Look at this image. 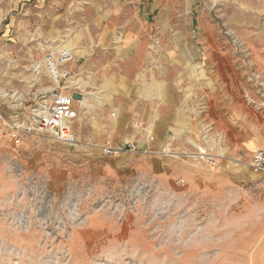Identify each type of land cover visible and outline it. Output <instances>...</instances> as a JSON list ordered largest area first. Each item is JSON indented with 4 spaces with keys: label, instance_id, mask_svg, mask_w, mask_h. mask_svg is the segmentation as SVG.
<instances>
[{
    "label": "rangeland",
    "instance_id": "374dc122",
    "mask_svg": "<svg viewBox=\"0 0 264 264\" xmlns=\"http://www.w3.org/2000/svg\"><path fill=\"white\" fill-rule=\"evenodd\" d=\"M61 45L78 141L16 142L56 86L33 64ZM163 77L186 115L148 121L129 107L135 83L158 104ZM0 88V264H264L247 147L264 143V0H0ZM107 138L137 148L106 154Z\"/></svg>",
    "mask_w": 264,
    "mask_h": 264
},
{
    "label": "built area",
    "instance_id": "2783aa9c",
    "mask_svg": "<svg viewBox=\"0 0 264 264\" xmlns=\"http://www.w3.org/2000/svg\"><path fill=\"white\" fill-rule=\"evenodd\" d=\"M74 61L75 51L67 45L47 48L42 58L35 60L33 71L38 75L42 73L49 75L56 86L48 96L36 98L23 121L12 128L11 136L16 142L21 141L22 134L46 135L67 144H75L78 141L74 124L79 116L76 105L79 94L65 90L71 86L69 78ZM2 96L3 91L0 88V99ZM134 126H140V122H134ZM101 148L106 154H115L124 149L135 151L137 147L133 142H126L121 146L107 138ZM249 165L255 174L264 178V144L255 150Z\"/></svg>",
    "mask_w": 264,
    "mask_h": 264
},
{
    "label": "crops",
    "instance_id": "0c3cea01",
    "mask_svg": "<svg viewBox=\"0 0 264 264\" xmlns=\"http://www.w3.org/2000/svg\"><path fill=\"white\" fill-rule=\"evenodd\" d=\"M161 81L166 83L167 88H166V91L164 93L166 99L165 100L162 99V102H158L159 105L156 104L154 102V100L152 99L155 97V95L153 94V93H155V92H153L154 90L152 88L148 89L145 87L146 85H148V84L152 85L153 83L151 84L150 82H146V81L145 82L138 81L135 83L137 87L135 88V92H134L135 95L137 96V98L134 100H131V104H129V107H131L132 111L133 110L141 111L143 113V117L146 118L148 121L152 118L155 110H157V109H161V110L167 109V110H172V112L178 111L179 115L181 114L182 116H185L186 112L181 111V107L183 105H181V101H179L180 99H178L176 91H175L174 87L172 86L173 82L175 80L170 79L168 77H163V79ZM178 82H180V80L177 81V83ZM150 95H152V96H150ZM161 95H163V94L162 93H160V94L156 93V96H158V97H160ZM83 104H85V103H83ZM123 109H125V107H123L122 110ZM183 109H185V107ZM240 119H242V118H238V120H240ZM162 121H164L163 118H162ZM237 123L238 124L240 123L242 126L244 125L243 120L241 122H237ZM245 124H247V123H245ZM127 125H128V122L126 120H124V117H121V119L116 124L117 129L119 131L125 130V127ZM243 129H245V131ZM247 129H250V127L246 125L245 128H242L238 132H236L235 136H237L238 134H242V135L249 134V133H246ZM244 132H245V134H244ZM263 144H260L259 140H251L248 142L247 147L251 150V158H252V155L255 152V150H257ZM251 146L255 147V148L253 149ZM250 161H251V159H250ZM249 164H250V162H249Z\"/></svg>",
    "mask_w": 264,
    "mask_h": 264
},
{
    "label": "bare ground",
    "instance_id": "6f19581e",
    "mask_svg": "<svg viewBox=\"0 0 264 264\" xmlns=\"http://www.w3.org/2000/svg\"><path fill=\"white\" fill-rule=\"evenodd\" d=\"M71 79H72V77H70V78H69V82H70V83H71V85H72V80H71ZM82 98H83V97H82ZM80 102H82V103H85V102H86V100H85V99H83V100H82V99H80Z\"/></svg>",
    "mask_w": 264,
    "mask_h": 264
}]
</instances>
